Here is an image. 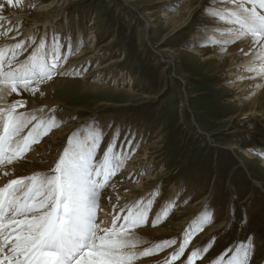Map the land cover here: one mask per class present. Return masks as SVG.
<instances>
[{
  "label": "rangeland",
  "instance_id": "374dc122",
  "mask_svg": "<svg viewBox=\"0 0 264 264\" xmlns=\"http://www.w3.org/2000/svg\"><path fill=\"white\" fill-rule=\"evenodd\" d=\"M30 1L34 7L26 5L28 14L13 33L19 37L27 33L29 24L34 25L29 30L33 37L28 38L18 61H24L42 38L47 41L50 57L47 44L52 45L57 34L62 41L60 71L85 45L95 41L94 55L87 53L80 60L74 59L82 63L69 64L65 79L58 81L57 74L40 85L45 99L32 95L37 99L32 109L42 108L41 115L56 117L58 127L53 130L60 131L57 143L62 139L64 148L74 132L83 136L102 130L98 160L111 141L115 152L122 154L121 171L131 159L135 160L132 168L143 163L134 180L147 191L139 197L145 201L152 198L154 208L155 203L167 201L175 190L171 206L160 215L158 225L173 229L185 220L187 230L200 224L203 216L209 217L194 235L185 255L174 264H181L196 247H207L208 251L195 264H211L225 249L250 242L253 248L249 264H264V167L258 159L246 158L240 152L245 150L264 158V96L252 110L254 104H238L234 91L225 85L232 83L228 79L230 62L224 57L226 50L221 47L218 55H212L216 46L223 44L215 40L218 30L212 29L215 21L210 13L233 5L228 0H203L193 7L186 22L172 29L165 24L160 7L172 14L179 12L186 0ZM24 2L12 6L6 0L0 1L3 11L10 7L22 10ZM37 6H46L47 10L39 12ZM187 7L181 15L192 10ZM205 29L209 31L207 35ZM191 49L202 51L203 58L187 52ZM219 56L224 58L219 60ZM122 57V62L111 65ZM101 66L104 68L96 70ZM12 97L9 103L28 102L30 98L22 90ZM28 109L26 103L18 111ZM249 111H256L258 116L243 117ZM232 131L235 133L230 134ZM37 149L32 151H40ZM43 162L51 161L43 158ZM146 176L149 177L141 179ZM206 194L208 199L203 201ZM105 220L110 222L109 218ZM177 233L162 235L155 241L142 239V245L149 243L145 248L164 240H177L171 248L154 255L157 258L148 264H162L179 247L184 233Z\"/></svg>",
  "mask_w": 264,
  "mask_h": 264
},
{
  "label": "snow or ice",
  "instance_id": "6c2138e0",
  "mask_svg": "<svg viewBox=\"0 0 264 264\" xmlns=\"http://www.w3.org/2000/svg\"><path fill=\"white\" fill-rule=\"evenodd\" d=\"M20 3L21 0H7L12 6ZM228 3L234 7L210 13L214 20L231 25L220 34L230 35L232 40L223 43L250 37L252 46H258V53L247 71L264 74V0ZM3 7L0 4V10ZM2 22L0 16V28ZM6 34L0 31V35ZM46 43L42 38L24 61L17 59L25 51L24 41L0 47V170L16 164L23 166L33 145L58 127L54 115H41L42 108L20 112L18 108H24L26 101L5 103L7 97L21 90L43 96L40 85L58 74L62 46L61 39L54 34L49 57ZM102 135V130L83 136L74 132L54 167L10 179L0 187V264H136L140 258L156 255L177 243L176 239L164 240L137 250L140 242L134 238L135 230L149 224L152 198L117 207V197L112 205L116 214L110 222L98 214L102 211L101 196L109 195L105 191L109 187L115 190L116 185L110 182L122 166V154L115 152L111 141L97 159ZM208 220L205 215L200 224L187 229L179 247L162 264H174L183 257L194 235ZM159 221L160 216L156 215L151 226ZM252 248L251 242L240 243L234 249L229 247L211 264H249ZM207 251V247H196L181 264H195Z\"/></svg>",
  "mask_w": 264,
  "mask_h": 264
},
{
  "label": "bare ground",
  "instance_id": "6f19581e",
  "mask_svg": "<svg viewBox=\"0 0 264 264\" xmlns=\"http://www.w3.org/2000/svg\"><path fill=\"white\" fill-rule=\"evenodd\" d=\"M164 1H168V0H160V1H158V3H163ZM202 1L203 0H186L185 3L180 8L181 10L179 12H175L176 14L175 13H172V14L166 13V10H165L166 8H163L164 6L161 5L160 8H162V10L164 11V12H162L163 13L162 17L165 18V24L169 25V27H172V29L181 26L189 18V15L194 10L193 7H197V4H201ZM24 4H25V6L22 10H19V8L16 10L15 8H11V7L5 11L0 10V16L3 17L2 28H0V31L7 33V32H9L8 31L9 28L12 29V31H10L11 34L9 33L10 35H8V34L0 35V47L10 46V45L18 43L20 41H24L26 43L28 41V38L33 37L31 35V32L29 31L31 29V27L33 28V26H34L31 24H29L30 26H28L27 28L25 27L27 33H23L19 37H15L13 35V33L16 32V30L18 29V27H20V23L22 22V19H24V15L28 14V8L27 9L25 8L26 5L30 4V6L34 7V4L30 0H25ZM187 5H189L190 9H192V10H187L186 15H181V14H185V13H181V11L182 12L185 11V9L188 8ZM47 6L50 7V5H47ZM231 7H234V6H231ZM36 8L39 9V10H37L39 12L47 10L46 6L45 7L44 6L43 7L37 6ZM21 12H24L25 14L21 13ZM160 17H161V15H160ZM9 21L11 23H9ZM214 21L215 22L211 24L212 29L218 30V33L214 34L217 37V38H215V40L219 41V43L221 42L223 44V46H218V47L216 46L212 55L213 54H214V56L218 55L221 52V47L223 48L222 51H224V49L226 50V54L224 55V57H227L228 61L230 62L229 69H228L230 73L228 75L229 76L228 79H230V81H232V83L229 82L228 84H225V85L227 86V88H230L231 90L234 91V93L236 94L234 96V100H236L238 104H243V103L245 104V102H248L250 104H254L251 108V110H252L253 107L258 106V104H260V99L264 96V74H257L254 72L247 71V69L251 66L252 62L256 59V55L258 53V46L253 47L251 44V38L247 37V38H241L240 40L235 41L236 43L234 44L233 47H231V48L227 47V45L229 43L227 45H225L223 43V41L224 40H230L231 41L232 37L230 35H221L220 33L221 32L226 33L227 29L230 28L231 25L220 22L219 20H214ZM148 26H149V24L147 23V28H148ZM204 33L207 35L209 33V31L207 29H205ZM204 33H203V36L205 35ZM77 35H78V33H77ZM4 36H6V37H4ZM89 39H91V37H89ZM94 43H95V41L93 40L91 45H87V46L85 45V48L83 50H81L80 53L73 56L71 58V60H69L67 62V64H64L63 68L58 72V76L56 79L58 81L65 79L64 75L67 74L71 68V66L68 67V65L69 64L72 65V63L73 64L75 63V66H79V64L82 63V60L81 61H76V60H80V58L85 56L87 53H90V54L92 53V55H91V57H92L94 55V53H93L94 50L92 49L95 45ZM47 46H48L49 50L52 49L51 44L48 43ZM187 52L192 53L195 56H200L202 58L204 56L203 54H201L202 51H199L198 49L187 50ZM219 57H220L219 60H222L224 58L223 56H219ZM74 59H76V60H74ZM123 60H124V58L122 57V58H118L116 60H113L112 62H110V61L109 62L112 65V63H119V62H122ZM257 63H259V62L257 61ZM75 68H77V67H75ZM103 68H104L103 66L97 67L96 70H100ZM231 69H234V70H231ZM74 70H76V69H74ZM86 77H88V75H86ZM51 83H53V82H51ZM29 96H30V98H29V101L27 102V106L29 107V109L27 110V112H30L32 110V107L36 106L35 104L37 102L35 100H37L39 98H41V100L45 99L44 94H43V96H41L40 93H37L36 95H34V96H36L37 99H34V97H32V95H30V94H29ZM12 98H13L12 95L7 97L5 100V103H9V100L10 99L12 100ZM31 98H33V99H31ZM45 102L46 101H44V103ZM244 116L245 117H255V116H258V113H256V111H249V112L243 113V117ZM59 132H60L59 130L58 131L53 130L51 135L47 136L42 141L40 140L41 142L38 145L35 144L33 149H35V147H36V148L40 149V151H38V149H37L38 152H35V150L30 151L29 154H27V162H25L23 164V166H21L20 164H16L13 166H7L3 170H0V187H2L4 184H6L10 179L19 178V176H21V175H30L36 171H47L48 169H51L52 167H54V164L57 161L59 155L62 153L63 146H64V143L61 144V142H63L62 139L58 143L56 141L57 136L59 137ZM233 133H235V131L230 132V134H233ZM47 143H48V145H47L48 147L46 146ZM225 148L235 149V147H233V146L232 147L225 146ZM240 152L246 158L258 159L260 161L261 166L264 167V158L259 159L260 158L259 156L255 155V154H250L248 151H245V150H240ZM38 154H40V156ZM41 154L45 155L46 157L41 155ZM43 158H48L49 161H51V162L50 163H44ZM144 158H145V156H144ZM134 161L135 160H133V159L129 160V162H127V160H125V162L129 163V165L126 164L122 171H121V169H120V171L118 170L119 171L118 174L115 175L114 178L112 179V181L110 182V183L116 185L115 190H113L111 187H109L105 190L109 195H102L101 196V209H102V211H100L98 213L101 216V218L111 219V216L113 214L114 215L116 214V212H114V210H113L112 205L116 203L117 197H119V204L117 205V207H120V206H123L127 202H131L134 200L141 199L142 197H139L138 195H140L143 191H147L144 189L141 182L137 183L134 180L138 177L137 173H140V171L143 169L144 165L142 163V165H140V166L137 165L136 168H132L131 165H133L132 162H134ZM5 172L10 173V175H5L4 174ZM148 177L147 176L142 177L141 179H147ZM253 182L257 186L263 188L261 186V184L259 185V183L257 181L253 180ZM173 193L174 194H172V196L167 201L161 202L160 205L155 203V207L152 208L151 212L149 213V224L147 226H142L141 228L135 230L136 236L134 238L140 242L138 244V248H137L138 251H143V248L145 249V247H147L149 244V243L145 242L144 245H142L143 244V243H141L142 239H151V240L155 239L156 240L157 238H161L162 235L169 237V236H173V234H176L177 232H181V233L185 232L186 228L188 227V225L184 226L185 222H186L185 220L181 221L180 225L178 224L179 227H177V228L173 227V229H169V227L165 228V226H160V225H158V223L155 227L151 226V221L156 217V215L160 216L165 210L167 211V208L169 206H171V202H172L171 200L175 196V190L173 191ZM143 194L144 193H142L140 196H142ZM147 198H149V197H147ZM202 199H203V201H207L208 195L206 194ZM180 226H182L181 229L179 231L178 230L176 231V229H179ZM203 235H205V234H203ZM182 237H183V235L180 238H182ZM181 241H182V239L179 240V243ZM177 247H178V244H177ZM166 255H168V254H166ZM155 258H157V257H155V256L149 257V258L142 257L136 262V264H148L149 262H151Z\"/></svg>",
  "mask_w": 264,
  "mask_h": 264
},
{
  "label": "water",
  "instance_id": "95a60500",
  "mask_svg": "<svg viewBox=\"0 0 264 264\" xmlns=\"http://www.w3.org/2000/svg\"><path fill=\"white\" fill-rule=\"evenodd\" d=\"M260 185V184H259Z\"/></svg>",
  "mask_w": 264,
  "mask_h": 264
}]
</instances>
